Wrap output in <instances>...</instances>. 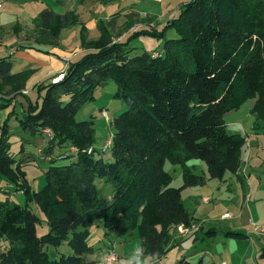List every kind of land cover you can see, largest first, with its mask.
<instances>
[{
	"label": "trees",
	"instance_id": "16d2710c",
	"mask_svg": "<svg viewBox=\"0 0 264 264\" xmlns=\"http://www.w3.org/2000/svg\"><path fill=\"white\" fill-rule=\"evenodd\" d=\"M38 23L54 39L79 24L74 12L57 15L50 10ZM98 27L101 37L92 49L69 61L58 81L35 85L36 101L27 102L17 120L26 136L21 155L33 139L47 136L39 157L49 158L50 167L41 190H33L11 153L8 119L2 124L0 241L8 248L0 253V264H85L84 257L94 254L88 239L96 221L117 236L137 232L141 252L163 258L172 229L195 223L182 194L203 186L206 179L195 175L188 163L203 162L209 180L238 177L248 137L229 134L225 117L256 100L255 127L264 120V0H192L161 28H141L114 44L105 27ZM143 36L163 42V50L133 56L129 45ZM13 66L12 55L0 58V92L26 88L32 72L13 73ZM110 82L117 86L113 98L122 100L126 110L110 123V146L98 152L93 120L78 122L76 116ZM58 148L65 151L54 156ZM108 150L111 161L101 155ZM59 160L71 163L57 165ZM167 163L181 167V187H172ZM97 180L113 188L104 208ZM3 182L13 189H4ZM14 193L24 196V206L12 199ZM31 204L45 216L49 231L43 236L38 235L42 221ZM224 238L248 236L225 232ZM65 245L69 256H52L50 249ZM259 258L264 260V247ZM177 264L190 263L181 259Z\"/></svg>",
	"mask_w": 264,
	"mask_h": 264
},
{
	"label": "rangeland",
	"instance_id": "374dc122",
	"mask_svg": "<svg viewBox=\"0 0 264 264\" xmlns=\"http://www.w3.org/2000/svg\"><path fill=\"white\" fill-rule=\"evenodd\" d=\"M191 1L192 0H145V2H143L142 4V2L139 0L138 2H136V5L133 6L136 7V11L140 13H154L158 16H164L166 14L167 16L163 17L165 20L167 18L172 19L173 17L177 16L179 13L177 11L180 9L179 6L181 7ZM83 2H86L88 7H84L82 10L76 8V10H78L77 12L71 11L78 16L79 24L76 27H73L76 28V30L69 32V35L63 38V41L67 39L68 46H70V48L72 49L75 47V45L76 47H78V49L80 48V50L92 49V44L98 41L101 37L98 27L99 23L101 26L103 25V27H105L107 33L111 37L113 44L121 41H126L129 37H131L133 33L139 31V29L141 28L159 29L163 25H165H160L157 18H142L138 15H130L125 20L119 21L118 16H115L116 14H114L119 6L118 3L109 4L106 8L102 9V12H104V14L107 11H112L110 13V18L107 20H103L100 18L105 17V15L107 14L98 16L99 11L96 12V9H99V7L101 8V6L95 7L94 3L91 6L90 0H85L81 3ZM97 2L100 5H103L98 0ZM130 2L131 4H135L133 3V0H130ZM0 5V58L7 57L9 55L13 56V60L16 63L13 69V73L28 71L32 72L31 77L35 73V71L31 70V68L29 70H26V63L22 60V56L24 54L20 53L26 54V51H32L36 54L41 53L47 55L48 53H45V51L55 53L61 52V54L63 52H68L67 48L65 47L61 48V50L58 49L59 45L61 44L60 41H62V32L59 34V39H54L52 34L47 33L38 23V17L45 11H48L46 10L45 2L41 0H0ZM94 31H97L99 34L98 40H96L97 38H94ZM171 33L173 35V31H171ZM168 37L170 38L171 35L168 34ZM82 43H84V46H82ZM133 46L138 49L143 48L141 50L150 52L153 50L161 52L163 50V42H159L155 38H150L148 36L139 37L137 41L133 43ZM62 49H65V51H63ZM16 53L18 54L16 55ZM68 53H70V55L72 54L71 51ZM136 54L138 55L139 53H134L133 56H137ZM31 56L38 59L36 56ZM65 56L69 55L66 54ZM68 63V59H65L64 70L61 74L65 73V70L68 67ZM61 74L53 78H58ZM41 84L46 83L41 82L38 84V86ZM2 91L3 92H0V115H2L1 117L5 116L6 118L4 117L2 123H0V135L2 124L3 122H5V120L8 119L11 153L16 157L17 163L21 165L22 171H24L26 174V179L27 173L29 174V177L31 178L30 181H32L33 190L39 191L45 185L44 174L47 168L50 167V163L48 161H46L42 156L39 157V152L43 153L46 150L48 142H46V140L44 141L45 144L39 145L38 143H36L39 139H36L35 141L33 139L31 144L28 146L29 151H34L33 155H31L33 159L31 161H26L28 160V158H26L27 150H25V153L22 155L20 153L23 138H26V136L21 132L19 124H16L15 121L12 120V125H10V120L14 116H21L23 114V112L25 111L26 102L29 101V97L27 96L29 92L26 91V88L21 92L12 91L10 90V88H5ZM116 91L117 86L114 82H110L109 85L105 88H99L95 93V101L86 105L76 116V120L78 122L93 120L96 141L95 148L98 152H101V150L103 151V148L106 146L108 140L113 134L110 126L111 121L126 110V106L122 100L113 98ZM35 92L36 89H34L33 94L38 96L37 92ZM252 101L253 100L246 102L239 110L228 113L225 117V120L228 126L227 131L229 134H242L248 137L242 155V168L246 167L248 168V171H251V173L254 172L252 173V175L258 173V175H255L254 179H256L261 175V172H264V120L257 122L258 127H255L256 121L254 115L252 114ZM5 113H7V116ZM64 151V149L58 148L55 151L54 156H58ZM101 155L105 161L112 160L111 150H108ZM195 161H198V163L202 165V168L206 172L205 175L207 176L208 172L206 165L199 160ZM69 163H71L70 160H59L56 162L57 165H67ZM198 169L199 170H196L195 174L199 176L204 175L202 172L203 170H200V168ZM166 170L173 177L172 187H181L183 185V178L180 176L182 174L181 167L167 163ZM177 176L179 177V179L177 178ZM213 183L219 182L215 180ZM96 184L100 191V206L104 208L109 203V198L113 195V188L111 184L107 183L105 180H97ZM2 187L4 189H13L4 182L2 183ZM12 191L14 192V190H11V192ZM190 193L191 192L184 193V205L187 211L195 214L196 217L209 219L208 217L210 216V211L214 209V204H204V206H202L201 208L202 211L200 213H195L190 206V201L188 200ZM227 195H232V201L231 199L226 198ZM243 198L244 197L241 185L237 186L236 190H232L231 193H223V198L220 200V204L216 206L213 218L221 219L223 213H233L234 204L238 206L239 201H241V199L243 200ZM0 199H5V197L0 194ZM12 199L20 206L25 205V198L22 194L14 193L12 195ZM30 210L42 221V223L37 227L38 235L43 236L47 234L49 231V227L46 223L43 213L35 204H31ZM106 233H110V239L107 238L108 236H106ZM116 236L117 235L106 230L101 225L100 221H96L91 228V236L88 239V243L93 245L98 250L100 248H107L108 246L112 248V242L116 240ZM0 242V250L2 251L4 248H6L7 250L8 243L6 241ZM136 244H133L132 248L129 249L128 252L125 253L124 251L121 256V262L119 264L132 263L130 257H127V255L130 254V251H134V253L132 254L134 255L133 258H138L135 255L136 249L139 248L137 242ZM121 252H123V249L121 247H116L114 249V253L119 258ZM50 253L53 254L52 256L58 255V253L69 256L71 254V250L68 246L65 245L62 246L58 251L50 249ZM157 263L171 264L170 258L164 260L163 262L157 261L156 264Z\"/></svg>",
	"mask_w": 264,
	"mask_h": 264
},
{
	"label": "crops",
	"instance_id": "0c3cea01",
	"mask_svg": "<svg viewBox=\"0 0 264 264\" xmlns=\"http://www.w3.org/2000/svg\"><path fill=\"white\" fill-rule=\"evenodd\" d=\"M41 1L45 2L46 10H53L55 13L60 15L71 11L77 12L78 10H76V8L82 10L84 7H88V5L86 4L87 1L81 3V0ZM133 1V3L135 4H131L130 0H111L109 4L118 3L119 5L116 9V12L114 13L116 14L115 16H118L119 21L125 20L130 15H138L142 18H157L158 23L160 25H163L167 21H169L170 18H167L165 20L163 18L167 16L166 14L164 16H158L154 13L145 14L136 11L137 8L133 5H136V2H138L139 0ZM140 1L142 2V4L143 2H145V0ZM90 3L91 6L93 5V3L95 4V7L101 6V8L99 7V9H96V12L99 11L98 16L107 14L105 15V17L100 19L107 20L110 18V13L112 11H107L105 14L104 12H102V9L106 8L109 4L100 5L97 0H90ZM177 12H179V10ZM74 30H76V28H71L62 31V41H60L61 44L58 47L59 50L64 47L67 48L68 52L71 51V55L68 52H63L61 54V52L55 53L48 51H45V53H48L47 55L40 53L44 56L36 54L32 51H26V54L20 53L24 54L22 56V60L26 63V70H29L31 68V70L35 71L34 75L30 78L26 86V91L29 92L27 95L29 97V101L26 100L27 102H35L37 99V95L33 94V88L35 85H38L41 82L48 84L55 79L53 77H57V75L62 73V71L64 70L65 59H68V61H74L80 58L84 53L88 52V50H80V48L78 49L76 45L72 49L70 48V46H68L67 39L63 41V38L69 35V32H72ZM168 34H170L171 37L173 36L171 32H169ZM98 37V32L94 31V38H97L96 40H98ZM135 41H137V39L132 41L129 47L136 49L133 54H140L143 52V50H141L143 48L138 49L134 47L133 43ZM62 50L65 51V49ZM18 53H16V55ZM59 54L62 56H60ZM66 54L69 56H65ZM31 55L36 56L38 59L32 57ZM15 65L16 63L14 61L13 69ZM255 101L256 100L252 101L253 107L255 105ZM27 102L25 111L27 110ZM5 114L7 116V113ZM1 116L2 115H0V123H2V120L5 117ZM21 116L18 115L12 117L10 122L14 120L15 123L18 124L17 120ZM10 125H12V122L10 123ZM36 139H39L36 143H38L39 145H43L45 144L44 141L47 140V136L43 135L42 137L35 138L34 141ZM26 150V158H28V160L26 161H31L33 159L31 155H33L34 151H29V147ZM40 155H42V152H39V156ZM45 160L49 161V158H46ZM188 165L190 166L194 174L196 173V170H199L198 168H200V170H203L202 172L204 175H202L201 177H204L206 181L203 186L188 188L184 190L182 194L183 203L185 200L184 193L191 192L188 197V200L190 201V206L195 213H200L202 211L201 208L202 206H204V204H214V209L210 211V216L208 217L209 219L196 217L195 214L188 212L191 217L195 218L193 220L200 227L197 232L192 233L188 236H182L178 230L180 225L173 228L172 238L167 247L168 253L161 259H154L148 257L141 252V240L139 239L137 232L127 233L119 237L116 236V240L112 242V248L108 246L107 248H100L98 250L90 244L92 247H94V254L86 255L84 257L85 264H102L101 256L110 249H115L116 247H121L123 249V252L120 253L121 262V256L124 251L125 253L128 252V250L131 249L132 245L136 244V242L138 243L139 248L136 249L135 255L138 258H133L134 255L132 254L134 253V251H130V254L127 255V257H130L131 259V264H156L157 261L163 262L168 258H170L171 264H177L181 259H186L190 264H264V260L259 258L260 250L264 247V234H259L255 231V226L264 224V172H261V175L258 178L254 179L255 175H258V173L252 175V173L254 172L251 173V171H248V168L246 167L242 168L241 163V167L238 172V177L233 176L231 174H226L224 180H217L219 183H213L215 180L208 179V175H205L206 172L202 168V165L198 163V161L192 160L188 163ZM180 176L182 177V174ZM177 178L179 179L178 176ZM30 179L31 178L27 173V180L32 187V181H30ZM239 185H241L244 198L243 200L241 199V201H239L238 206L234 204V212L223 213L221 219L213 218L215 208L217 205L220 204V200L223 198V193H231L232 190H236L237 186ZM205 198H209L208 203H204ZM226 198L231 199L232 201L233 197L232 195H227ZM110 199L111 198H109V200ZM226 214H228L229 217L224 218V215ZM210 230H214L217 233L216 236H207V232ZM225 232H240L247 235L248 238L245 240L226 239L224 238ZM106 236H108L107 238L109 239L111 237L110 233H106ZM5 250L6 248H4L2 251L0 250V253L4 252Z\"/></svg>",
	"mask_w": 264,
	"mask_h": 264
},
{
	"label": "built area",
	"instance_id": "2783aa9c",
	"mask_svg": "<svg viewBox=\"0 0 264 264\" xmlns=\"http://www.w3.org/2000/svg\"><path fill=\"white\" fill-rule=\"evenodd\" d=\"M0 7H1V5H0ZM61 77H62V76H60V77L57 78V79L59 80ZM57 79H56V80H57ZM110 142H111V141H108L107 144H106V146H108V145L110 144ZM106 146H105V147H106ZM90 152H91V151H90ZM208 202H209V198H205V199H204V203H208ZM224 217H229V215L226 214ZM199 228H200V227L198 226L197 223H192L191 226H189V227H185V226H183V225H180L179 228H178V230H179V233H180L182 236H188V235H190V234H192V233L197 232V231L199 230ZM255 231H256L257 233H259V234H264V224H262V225H258V226H255ZM106 253H107V256H106V258H105V260H104L105 263L107 262L108 254H109V253H113V252H112V250H109V251H107Z\"/></svg>",
	"mask_w": 264,
	"mask_h": 264
},
{
	"label": "bare ground",
	"instance_id": "6f19581e",
	"mask_svg": "<svg viewBox=\"0 0 264 264\" xmlns=\"http://www.w3.org/2000/svg\"><path fill=\"white\" fill-rule=\"evenodd\" d=\"M59 78V77H58ZM57 78L54 79V81H58V79L56 80ZM111 144V142H110ZM110 144L108 146H110ZM106 146V147H108ZM74 149H72L73 151ZM225 216V215H224ZM224 218H227V217H224ZM113 253H109L108 254V257H107V262L105 263L104 260L107 256V253H104L102 256H101V261H102V264H119L120 263V258L114 253V251L112 250Z\"/></svg>",
	"mask_w": 264,
	"mask_h": 264
}]
</instances>
